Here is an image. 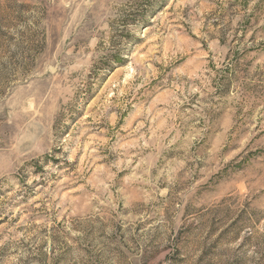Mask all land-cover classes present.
I'll return each mask as SVG.
<instances>
[{
  "label": "rangeland",
  "instance_id": "374dc122",
  "mask_svg": "<svg viewBox=\"0 0 264 264\" xmlns=\"http://www.w3.org/2000/svg\"><path fill=\"white\" fill-rule=\"evenodd\" d=\"M0 264H264V0H0Z\"/></svg>",
  "mask_w": 264,
  "mask_h": 264
}]
</instances>
